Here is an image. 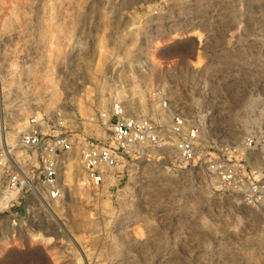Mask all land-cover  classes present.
<instances>
[{
    "label": "rangeland",
    "instance_id": "1",
    "mask_svg": "<svg viewBox=\"0 0 264 264\" xmlns=\"http://www.w3.org/2000/svg\"><path fill=\"white\" fill-rule=\"evenodd\" d=\"M156 87L200 125L186 166L149 147L92 188L73 152L61 197L6 187L5 168L24 164L23 131L105 142L99 114L115 93L166 125ZM0 131V264H264V204L208 170L225 157L264 172V0H0Z\"/></svg>",
    "mask_w": 264,
    "mask_h": 264
},
{
    "label": "built area",
    "instance_id": "2",
    "mask_svg": "<svg viewBox=\"0 0 264 264\" xmlns=\"http://www.w3.org/2000/svg\"><path fill=\"white\" fill-rule=\"evenodd\" d=\"M137 66L139 68L141 64ZM112 67L115 68L116 63ZM110 81L115 85L125 84L119 78ZM132 99L141 102L142 97L138 94ZM150 99L156 101L157 107L163 112L161 116H169L166 125L154 120L147 112H139L137 105L135 109H129L126 95L115 93L109 96L107 111H103V117L101 112L99 114L103 124L106 125L103 119L105 116L109 124L106 125L109 137L105 142L92 137L79 138L66 129L59 133L51 130L45 134L35 130L23 131L19 136V145L25 152L22 157L24 164L21 167L5 168L6 187L19 188L30 195L44 196L48 200L61 197L64 187L60 183L59 173L66 165L64 156L73 152L83 171L80 184L92 188L108 182L112 177L111 170L128 153L140 155L149 147H170L174 161L186 166L196 156L199 123L187 119L178 109L173 108L168 91L162 87H156ZM242 145L252 150L256 146L254 137L245 136ZM241 160L218 157L209 163L208 170L216 175L222 187L240 194L247 203L264 204V172L260 167L246 166Z\"/></svg>",
    "mask_w": 264,
    "mask_h": 264
},
{
    "label": "bare ground",
    "instance_id": "3",
    "mask_svg": "<svg viewBox=\"0 0 264 264\" xmlns=\"http://www.w3.org/2000/svg\"><path fill=\"white\" fill-rule=\"evenodd\" d=\"M193 35H195L196 36V38L198 39L197 41H199L200 39H201V35L198 33V32H193ZM174 36V35H173ZM172 36V37H173ZM174 39V38H173ZM162 45V43H155L154 44V46H153V48H152V50L153 51H155L157 48H159V46H161ZM148 59L149 60H151L152 62H160L157 58H156V56H155V54H154V52L153 53H151L149 56H148ZM191 64L194 66V67H199V66H201L202 64H203V56H202V54H201V52L199 51V49H197L196 50V52H195V54H194V58H192V60H191ZM104 100H106L105 98H104ZM104 111H107V109L106 110H104ZM101 112V116H102V113H103V111H100ZM103 117V116H102ZM105 121H106V125H109L108 124V121H107V117L105 116L104 118H103ZM30 121H32V119L30 120ZM3 131V130H2ZM1 132V131H0ZM1 139H2V144L3 145H5V143H4V140L3 139H5V136H3V133H1ZM0 139V140H1ZM4 151H5V147H4ZM6 152V151H5ZM8 152V151H7ZM68 165H69V163H67ZM69 167V166H68ZM67 167V168H68ZM70 168V167H69ZM5 198H7V196L5 197ZM134 231V234L135 235H141V233H142V230L140 229V228H135V230H133Z\"/></svg>",
    "mask_w": 264,
    "mask_h": 264
}]
</instances>
